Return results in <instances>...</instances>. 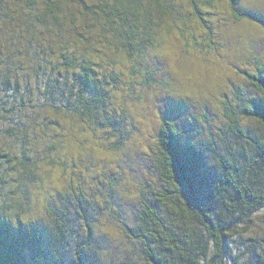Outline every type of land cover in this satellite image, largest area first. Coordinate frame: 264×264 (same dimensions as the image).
Returning <instances> with one entry per match:
<instances>
[{
	"label": "trees",
	"instance_id": "trees-1",
	"mask_svg": "<svg viewBox=\"0 0 264 264\" xmlns=\"http://www.w3.org/2000/svg\"><path fill=\"white\" fill-rule=\"evenodd\" d=\"M187 1L198 14L195 1ZM226 1L238 20L253 19ZM182 6L181 0H0V264H228V239L264 210L260 67L240 72L257 96L241 102L238 90L236 102L223 104L222 151L212 138L195 141L162 118L153 166L161 185L143 194L135 224L122 227L135 242L132 251L110 249L105 262L90 222L102 210L95 206L93 213L94 196L80 184L52 189L62 203L46 208L49 222L21 215L22 199L33 196L27 191L41 186L42 165L65 162L59 155L78 124L110 128L116 113L108 105L118 86L137 78L156 86L145 55L165 30L185 35L190 18Z\"/></svg>",
	"mask_w": 264,
	"mask_h": 264
},
{
	"label": "rangeland",
	"instance_id": "rangeland-1",
	"mask_svg": "<svg viewBox=\"0 0 264 264\" xmlns=\"http://www.w3.org/2000/svg\"><path fill=\"white\" fill-rule=\"evenodd\" d=\"M194 1L198 14L191 2L181 0L183 15L190 18L189 28L182 25L185 35L165 30L153 51L145 55L156 86L138 84L139 78L129 86H118L113 104L108 105L116 113L110 128H98L97 121L98 125L95 121L78 124L59 155L65 162L52 167L43 164L40 188L33 185L36 191H27L33 194L31 200L22 199L24 218L49 222L46 208H59L62 203V196L54 195L52 189L68 188L70 182L82 185L84 194L94 196L93 213L95 206L102 210L90 222L95 229L94 246L104 251L105 262L110 249L118 254L133 250L129 249L135 242L123 233V224H135L133 211L143 194L161 185L153 166L162 118L172 119L195 141L212 138L222 151L224 102H236L238 90L244 96L238 98L241 102L257 96L240 72L264 68V0H245L253 19L240 20L226 0H210L207 5L205 0ZM244 123L253 124L248 119ZM228 245V264H264V210L229 238Z\"/></svg>",
	"mask_w": 264,
	"mask_h": 264
},
{
	"label": "snow or ice",
	"instance_id": "snow-or-ice-1",
	"mask_svg": "<svg viewBox=\"0 0 264 264\" xmlns=\"http://www.w3.org/2000/svg\"><path fill=\"white\" fill-rule=\"evenodd\" d=\"M235 3L237 10L240 12L241 15H248L249 9L245 0H232Z\"/></svg>",
	"mask_w": 264,
	"mask_h": 264
}]
</instances>
